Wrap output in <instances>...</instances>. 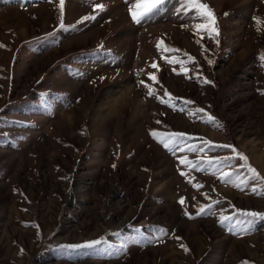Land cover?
<instances>
[{"label":"rangeland","instance_id":"obj_1","mask_svg":"<svg viewBox=\"0 0 264 264\" xmlns=\"http://www.w3.org/2000/svg\"><path fill=\"white\" fill-rule=\"evenodd\" d=\"M135 2L0 0V264H264V0Z\"/></svg>","mask_w":264,"mask_h":264},{"label":"snow or ice","instance_id":"obj_2","mask_svg":"<svg viewBox=\"0 0 264 264\" xmlns=\"http://www.w3.org/2000/svg\"><path fill=\"white\" fill-rule=\"evenodd\" d=\"M163 3V0H136V2L132 5V7H130L129 12L130 15L133 19L134 22L136 23H140L142 19H144L145 17H147L150 13H152L155 9H157L159 7L160 4ZM186 4L187 7H189L190 9H193L197 12V15L200 16L201 18H207L210 22L206 23V24H197L195 26L196 30L199 31L201 29H206L209 31V34L211 35L212 32H217V30L214 28V24H215V17H214V13L211 11V9L208 7V5L204 4L202 2V0H186ZM63 6V0H61V8ZM94 7L96 9L99 10H103L104 9V5L103 4H96L94 5ZM94 17L92 16H86L82 19L87 20V19H93ZM256 22L258 25V30L260 27H264V19L262 18H256ZM61 27H64L63 23H61ZM4 45L0 44V47H3ZM261 59L264 60V55L261 56ZM209 63H211V61H209ZM152 67H157L156 64H153ZM175 71V69H174ZM183 71H187L186 69H184ZM150 78L152 80H156L155 75L150 74ZM206 83H211V81H207L205 80ZM141 83L143 84L144 82L141 81ZM145 87L148 89L147 91V95L148 96H153L155 94L154 89L151 88L150 85L145 84ZM170 95V94H169ZM162 102H164L162 100ZM190 103V102H189ZM199 112H203V109H198ZM191 115V113H190ZM215 121L214 117H211L210 115L207 117V121L209 123H213ZM159 123V122H158ZM154 137L157 136V133L155 131H153L151 133ZM171 135H180L183 136L184 134H171ZM160 143L165 147V148H170V142L161 139ZM207 143L212 144L211 141H208ZM217 147H224V148H232L233 153L235 156L240 157L241 159H243L245 162H247L248 158L247 156H245L243 153H240L238 151L235 150V148L231 145H216ZM216 159H221V158H216ZM222 159H230V157H225ZM209 162H211V158H209ZM180 163L181 164H188L191 165L192 167H195L194 164H191V162L187 159V157H183L180 158ZM244 165H242L243 167ZM113 167H115V165H113ZM247 167L249 168V170L253 173V175L255 177L260 178L261 180H264V177H260L259 173L256 171V169L251 168L250 165H247ZM182 175H187L186 173H181ZM230 175V173H225L223 175V178H227ZM237 187L239 186L238 184L236 185ZM199 187V186H197ZM253 191H255V189H253ZM181 204L184 203V198H181V200L179 201ZM210 207V206H209ZM206 209L204 206H201V208L199 209V213H205ZM243 215H246L248 217H253V218H262L264 219V213H259V212H242ZM231 219L230 216H222L220 218V224L223 226L226 224L227 221H229ZM101 243L100 240H94L88 243V245L85 246H91V245H96ZM70 247H81V245H74V246H70ZM183 247V245H182ZM244 264H247V262H244Z\"/></svg>","mask_w":264,"mask_h":264},{"label":"bare ground","instance_id":"obj_3","mask_svg":"<svg viewBox=\"0 0 264 264\" xmlns=\"http://www.w3.org/2000/svg\"><path fill=\"white\" fill-rule=\"evenodd\" d=\"M249 1H251V0H249ZM169 9H170V8H169ZM173 10H174V8L171 7L170 14H171V12H173ZM119 87H120V86H119ZM112 95H113V94H112ZM114 99H115V98H114ZM114 99H113V100H114ZM110 104H111V103H110ZM104 107H105V106H104ZM104 107H102V108H104ZM99 112H100V108L97 109V111L95 112V115L98 114ZM115 192H116V190L114 191V193H115ZM111 197H112V196H111ZM109 205H111V206H115V203L110 199V200H109Z\"/></svg>","mask_w":264,"mask_h":264}]
</instances>
